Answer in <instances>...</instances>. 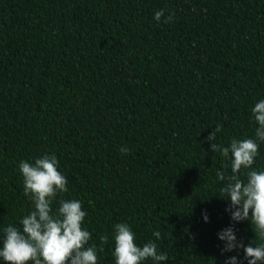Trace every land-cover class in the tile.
Segmentation results:
<instances>
[{"label": "trees", "instance_id": "trees-1", "mask_svg": "<svg viewBox=\"0 0 264 264\" xmlns=\"http://www.w3.org/2000/svg\"><path fill=\"white\" fill-rule=\"evenodd\" d=\"M261 100L264 0H0V246L35 210L20 162L54 153L61 197L88 213L89 245L109 236L98 264H115L117 223L138 246L155 241L162 264H247L242 249L221 253V230L245 245L255 233L218 196L231 154L206 137L222 125L217 143L255 139ZM258 143L253 168L264 170Z\"/></svg>", "mask_w": 264, "mask_h": 264}, {"label": "clouds", "instance_id": "clouds-1", "mask_svg": "<svg viewBox=\"0 0 264 264\" xmlns=\"http://www.w3.org/2000/svg\"><path fill=\"white\" fill-rule=\"evenodd\" d=\"M165 16L163 9L154 14L157 22ZM174 13L164 19L173 20ZM252 114L258 127L255 139L239 140L232 138L229 145L217 143V133L222 125H216L206 140L211 143V151L228 159L231 154V175L217 171L218 181L225 182L220 188V198L230 200L226 209L234 223L250 221L255 238L247 245L238 240L234 227L218 232V239L224 242L221 253L242 249L247 264H264V170L253 168L259 156V142H264V100L255 104ZM124 155L130 149H120ZM23 176L24 195L33 203L34 209L25 215L20 224L22 228L9 225L4 228V238L0 246V259L4 264H98V252L104 251L108 244V234L99 237L100 244L89 245L92 235L83 227L88 213L83 210L80 200H66L61 194L69 191L67 178L58 170L59 160L53 153L35 159L34 164L22 160L19 164ZM242 176L244 177L242 179ZM58 197H61L58 199ZM59 203L53 211V203ZM205 222L209 221L207 212L202 213ZM156 240L161 233H153ZM115 264H143L151 260L162 264L169 259L161 252L155 241L143 246L136 243V234L128 223L114 225ZM255 245V246H253ZM225 264H239L238 256H230Z\"/></svg>", "mask_w": 264, "mask_h": 264}]
</instances>
